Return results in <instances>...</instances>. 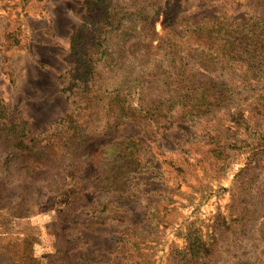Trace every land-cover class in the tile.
Here are the masks:
<instances>
[{
  "label": "rangeland",
  "instance_id": "374dc122",
  "mask_svg": "<svg viewBox=\"0 0 264 264\" xmlns=\"http://www.w3.org/2000/svg\"><path fill=\"white\" fill-rule=\"evenodd\" d=\"M119 2L127 4V0ZM85 13L84 0H0V105L7 107L0 123L24 120L40 137L63 135L67 115L81 113L68 57L73 26L82 22ZM262 17L264 0H185L177 26L185 32L188 20L220 18L236 25ZM125 24L120 32L108 34L114 72L103 76L126 82L146 100L155 99L163 89L168 59L162 54L127 61L131 44L142 38L137 21ZM155 28L161 32V18ZM12 31L18 44L6 49L3 43ZM141 76L142 82L135 81ZM260 85L244 89L236 83L238 104L203 118L176 121L167 129L126 121L119 139H140L147 147L150 167L133 176L126 192L130 200L116 194L97 196L99 208L94 213L112 218L73 230L79 241L71 255L82 261L93 258L85 264H175L172 250L185 245L189 231L199 229L218 248V264H264V151L254 153V147L240 143L249 138L253 144L254 132L264 133V87ZM94 118L91 130L100 133L105 117ZM215 153L227 157L223 165H215ZM88 195L92 202L95 197ZM31 199L30 217L0 210V250L9 244L23 250L26 244L40 264H50L48 255L61 243L50 226L57 204L40 193L31 194ZM105 201L113 203L106 212L100 209ZM219 219L225 220L222 226L217 224ZM215 228L223 230L216 240ZM228 248L233 250L230 255Z\"/></svg>",
  "mask_w": 264,
  "mask_h": 264
},
{
  "label": "trees",
  "instance_id": "16d2710c",
  "mask_svg": "<svg viewBox=\"0 0 264 264\" xmlns=\"http://www.w3.org/2000/svg\"><path fill=\"white\" fill-rule=\"evenodd\" d=\"M184 1L127 0L121 6L119 0H84L86 13L82 22L73 26L68 57L73 84L81 98V113L67 115L63 135L55 132L40 137L24 120L0 123V210L18 218L30 217L34 193L57 204L50 226L61 243L48 255L50 264L91 261L89 256L82 261L71 255L79 241L72 231L92 228L112 218L94 213L99 208L97 196L116 194L130 200L132 196L126 192L131 190L133 176L150 167L147 147L140 139H119L126 121L167 129L176 121H192L232 108L240 95L236 83L244 89L260 84L264 87V17L236 25L220 18L188 20L185 32H181L177 25ZM160 18L162 30L158 32L155 23ZM130 21L138 22L142 40L131 44L132 56L127 61L140 62L163 54L169 62L163 70V89L155 99L146 100L126 82L103 76V72H114L110 70L114 59L108 34L120 32ZM15 36L13 31L6 36V49L18 44ZM143 80L141 76L135 81ZM5 111L7 107L0 105V117ZM96 115L105 117L100 133L91 130ZM254 135L253 144L249 138H242L240 143L254 147V153L264 151V133ZM213 159L216 166H221L227 157L215 153ZM13 181L23 186L16 188ZM89 193L95 197L92 202ZM101 205V211L106 212L113 203L105 201ZM224 223L217 220L218 226ZM222 231L215 228V240ZM2 248L0 264H40L26 244L23 250L10 244ZM226 252L230 255L233 250L228 248ZM219 253L199 229L189 231L185 245L172 250L175 264H218Z\"/></svg>",
  "mask_w": 264,
  "mask_h": 264
}]
</instances>
